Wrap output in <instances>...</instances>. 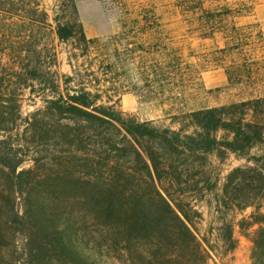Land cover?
Returning a JSON list of instances; mask_svg holds the SVG:
<instances>
[{
	"label": "trees",
	"instance_id": "1",
	"mask_svg": "<svg viewBox=\"0 0 264 264\" xmlns=\"http://www.w3.org/2000/svg\"><path fill=\"white\" fill-rule=\"evenodd\" d=\"M45 2L0 0V264H100L96 251L111 257L113 239L88 237L85 226H120L154 238L166 221L201 245L192 229L197 211L181 195L216 191L212 157L229 154L248 164L230 171L224 193L233 206L256 209L248 229L258 225L253 259L264 264V92L177 110L170 125L126 115L114 98L128 91L124 77L132 66L140 83L167 71L168 63L148 50L158 45L150 40L161 28L158 19L124 16L134 14L126 10L114 34L89 37L75 0H57L52 9ZM140 34L147 38L134 41ZM62 42L69 73L61 71ZM226 71L233 81L242 66ZM28 101L41 107L25 113ZM62 139L63 196L34 193L51 179L26 150ZM78 208L93 220L80 223Z\"/></svg>",
	"mask_w": 264,
	"mask_h": 264
},
{
	"label": "rangeland",
	"instance_id": "2",
	"mask_svg": "<svg viewBox=\"0 0 264 264\" xmlns=\"http://www.w3.org/2000/svg\"><path fill=\"white\" fill-rule=\"evenodd\" d=\"M56 2L45 3L52 9ZM75 3L89 37L114 34L119 29L117 16L126 10L134 14L124 16H153L161 24L158 34L150 39L158 45L148 50L157 51L152 57L168 63L167 71H159L155 82L140 83L136 66H132L124 77L128 91L114 98L126 115L170 125L177 110L228 105L264 92V0H75ZM143 38L147 37L140 34L134 41ZM59 50L61 71L69 73L71 67L63 42L59 43ZM145 61L151 64V59ZM234 63L242 66V71L231 81L226 68ZM135 84L137 89L133 90ZM36 107H41V101L37 106L28 101L24 112H33ZM26 152L30 154L28 160H38L51 179L33 192L63 196V139ZM212 160L219 169V188L214 192L201 190L181 195L197 211L192 213V229L201 245L186 241L177 232L176 224L166 221L154 238L120 226H85L88 237L98 241L107 236L113 239L107 245L111 257L96 251L100 264H255L252 234L258 225L252 229L248 226L254 220L251 216L257 214L256 209L241 210L224 193L230 171L248 162L235 154ZM34 164L30 162L26 168ZM261 200L264 214V198ZM75 211L80 223L93 220L89 212L80 208Z\"/></svg>",
	"mask_w": 264,
	"mask_h": 264
}]
</instances>
